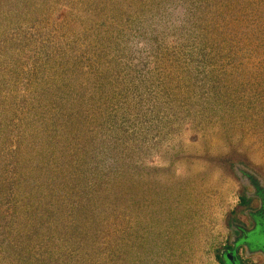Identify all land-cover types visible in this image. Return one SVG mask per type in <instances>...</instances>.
Wrapping results in <instances>:
<instances>
[{"label": "rangeland", "instance_id": "obj_1", "mask_svg": "<svg viewBox=\"0 0 264 264\" xmlns=\"http://www.w3.org/2000/svg\"><path fill=\"white\" fill-rule=\"evenodd\" d=\"M260 184L264 0H0V264H223Z\"/></svg>", "mask_w": 264, "mask_h": 264}, {"label": "crops", "instance_id": "obj_2", "mask_svg": "<svg viewBox=\"0 0 264 264\" xmlns=\"http://www.w3.org/2000/svg\"><path fill=\"white\" fill-rule=\"evenodd\" d=\"M241 197V196H240ZM244 199H239L241 212L244 211L245 216L249 221L237 220L232 223L233 243L230 244V249L226 252L231 253L230 259L232 264H247L243 253L247 255H254L255 258L264 257V190L263 185L255 189L251 196H243ZM253 199L257 200L258 206L252 207ZM243 201V202H241ZM242 205H241V204ZM260 205L262 207H260ZM243 213V212H242ZM263 213V214H261ZM244 215V214H241ZM258 255V256H257ZM224 260L230 262L229 259L223 255ZM248 261V260H247ZM255 262L252 261V264Z\"/></svg>", "mask_w": 264, "mask_h": 264}, {"label": "trees", "instance_id": "obj_3", "mask_svg": "<svg viewBox=\"0 0 264 264\" xmlns=\"http://www.w3.org/2000/svg\"><path fill=\"white\" fill-rule=\"evenodd\" d=\"M241 174H247V173H246V172L244 173V171L241 170ZM242 199H244L243 196H241V200H242ZM241 202H243V201H241ZM240 204H241V203H240ZM241 205H242V204H241ZM227 249H228V250L230 249V245H228V248H227ZM222 258H223V256H219V260L221 259V263L224 261Z\"/></svg>", "mask_w": 264, "mask_h": 264}, {"label": "clouds", "instance_id": "obj_4", "mask_svg": "<svg viewBox=\"0 0 264 264\" xmlns=\"http://www.w3.org/2000/svg\"><path fill=\"white\" fill-rule=\"evenodd\" d=\"M227 253H229V252L227 251V252L225 253V257H226L227 259H229V261H230L231 259L227 257ZM221 256H222V255H221ZM222 259L224 260V258H222ZM225 263L228 264V261H227V260H224V261H223V264H225Z\"/></svg>", "mask_w": 264, "mask_h": 264}, {"label": "water", "instance_id": "obj_5", "mask_svg": "<svg viewBox=\"0 0 264 264\" xmlns=\"http://www.w3.org/2000/svg\"><path fill=\"white\" fill-rule=\"evenodd\" d=\"M227 257L230 258L231 257V253H227ZM228 264H232V260H230V262Z\"/></svg>", "mask_w": 264, "mask_h": 264}, {"label": "flooded vegetation", "instance_id": "obj_6", "mask_svg": "<svg viewBox=\"0 0 264 264\" xmlns=\"http://www.w3.org/2000/svg\"><path fill=\"white\" fill-rule=\"evenodd\" d=\"M226 264V263H225Z\"/></svg>", "mask_w": 264, "mask_h": 264}]
</instances>
